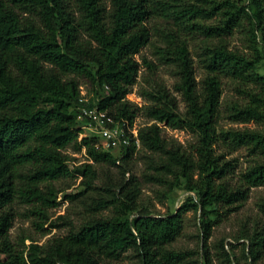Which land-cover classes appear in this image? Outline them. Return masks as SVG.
<instances>
[{
	"label": "trees",
	"instance_id": "16d2710c",
	"mask_svg": "<svg viewBox=\"0 0 264 264\" xmlns=\"http://www.w3.org/2000/svg\"><path fill=\"white\" fill-rule=\"evenodd\" d=\"M160 17V59L175 67L171 87L156 82L143 88L149 104L128 98L138 83L136 57L150 44V21ZM249 22L252 54L231 47V37ZM205 35L200 61L202 81L187 34ZM264 0H0V264H110L129 250L135 264H200L194 251L174 248L185 214L201 213L204 264H214L208 247L214 222L237 210L251 189L264 185ZM264 39V38H263ZM150 66L152 61H146ZM229 80L237 99L225 105V117L256 122L257 127L220 128L223 84ZM82 82L95 99L81 100ZM96 106L133 126L140 115V146L151 154L149 181L162 186L163 198L184 184L194 192L173 213L153 214L140 205L142 188L134 176L97 185L95 164L121 167L140 150L135 141L116 155L97 135H83L87 119L81 107ZM84 125H81V121ZM162 123L189 129L198 140L190 148L170 143ZM246 147L252 162L234 181L236 163L218 151ZM86 149L93 162L76 164L68 148ZM125 174L126 170L121 171ZM82 177L80 191L64 192L61 180ZM65 200L87 202L88 218L78 227L66 216L51 227L69 231L41 244L27 237L15 242L10 230L16 205L33 215L42 231L50 210ZM264 213V199L259 203ZM112 208L110 214H100ZM28 214V213H27ZM249 264L264 257V227L244 233ZM222 255L233 260L222 243ZM237 264H241L238 259Z\"/></svg>",
	"mask_w": 264,
	"mask_h": 264
},
{
	"label": "rangeland",
	"instance_id": "374dc122",
	"mask_svg": "<svg viewBox=\"0 0 264 264\" xmlns=\"http://www.w3.org/2000/svg\"><path fill=\"white\" fill-rule=\"evenodd\" d=\"M249 1V0H242ZM150 25L153 29V37L150 44L142 48L141 52L137 54V58L141 64V71L138 83L134 86L133 91L129 93L128 98L137 103L139 107H144L149 104L147 97L143 95V88H152L156 82H161L164 85L170 86L178 80L175 67L166 64L160 59L159 47H163L161 36L157 33L158 27H164L163 20L156 17L150 21ZM249 22L246 21L244 27L237 30L231 37V47L244 51L248 54H252L249 48V36H248ZM189 39L190 48L195 60V66L197 70V79L202 81L205 76V69L200 61V46L204 41L205 35L200 32H193L186 35ZM264 36L259 32V48L263 54V60L259 66V72L264 74ZM146 61H152L153 65L150 66ZM81 94L85 100L95 99V93L92 91L88 84L82 82ZM237 93L233 88L232 83L229 80L224 79L223 84V117L220 120V128H243L246 126L257 127L258 124L254 121L249 123L235 122L230 118L225 117V105L232 99H237ZM81 125H84L82 120ZM147 122L146 117L140 115L136 122L135 127L140 128ZM163 135L168 139L170 143H177L183 148H190L192 143L198 140V136L195 132L189 129L172 128L162 123ZM83 135H98L94 129L89 127L83 128ZM140 150L134 155V157L128 162H120L122 168L126 170L123 174L121 167L116 166H104L95 164L100 172V178L96 180V184L102 185L103 181L108 177L112 178L115 183L121 180L134 176L142 188V194L140 197V205L147 207L153 214L163 215L167 213L175 212L180 205H182L189 197L194 195V192L184 189V184L181 187L174 189V191L167 197L163 198L162 186L149 181L145 173L148 170V162L151 154L148 153L141 146H138ZM218 151L225 152L227 159H233L236 163L235 172L232 178L234 181L245 171V169L252 162L246 147H240L233 151H229L222 143L217 146ZM120 150H114L113 152L119 155ZM68 152L74 156V162L76 164L91 163L86 149L75 152L71 147L68 148ZM82 177L69 178L61 180L59 185L64 188V192L80 191L82 189ZM59 194L58 200L60 205L50 210V220L44 224L42 231L35 221L37 219L29 212H25L23 206L16 205L15 210L17 216L14 220L13 227L10 230L11 237L15 242H21L22 238L27 237L26 243L29 244L31 239L37 240L39 243L44 244L49 242L55 236L65 235L69 231L68 225H61L59 227H51V221L59 219L60 216H66L71 220L73 226L78 227L88 218L87 202L82 201H70L63 198V193ZM264 199V185L256 186L251 189L249 198L241 204V206L232 212L225 213V215L217 216L211 215V219L214 222L212 236L208 240V247L211 255L213 256L214 264H237L238 259L241 264H249L248 260L244 256V243L246 238L244 233L247 230H251L258 227H264V213L261 211L259 203ZM28 213V214H27ZM112 208L103 210L100 214H110ZM57 221H62L61 219ZM202 217L200 212L191 209L185 214V223L182 234L172 244L174 248L192 250L194 251V257L200 258V264H204L203 248H204V236L202 232ZM222 243L225 249L229 252L231 259L230 263L222 255ZM137 258L134 256L132 250H129L121 259L114 260L110 264H135ZM259 264H264V257L259 261Z\"/></svg>",
	"mask_w": 264,
	"mask_h": 264
},
{
	"label": "built area",
	"instance_id": "2783aa9c",
	"mask_svg": "<svg viewBox=\"0 0 264 264\" xmlns=\"http://www.w3.org/2000/svg\"><path fill=\"white\" fill-rule=\"evenodd\" d=\"M80 118L87 119V124L83 127L94 129L98 134L99 144L105 150H122L133 141L140 146L139 129L135 127V124L132 126L128 120H117L107 111L96 106L81 107Z\"/></svg>",
	"mask_w": 264,
	"mask_h": 264
}]
</instances>
